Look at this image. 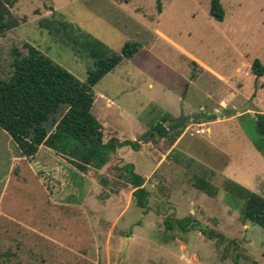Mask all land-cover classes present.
I'll list each match as a JSON object with an SVG mask.
<instances>
[{
    "label": "rangeland",
    "instance_id": "374dc122",
    "mask_svg": "<svg viewBox=\"0 0 264 264\" xmlns=\"http://www.w3.org/2000/svg\"><path fill=\"white\" fill-rule=\"evenodd\" d=\"M210 3L211 0H16L10 9L19 24L0 34V77L10 74L14 49L27 54L25 44L30 43L86 81L88 70L95 65L81 46L88 35L116 52H121L127 42L141 45L135 56L121 62L93 87L92 111L103 123L105 140L115 136V126L121 122L117 119V104L124 107L127 115L138 114L143 123L149 121V127L164 117V124L181 118H173L171 112L178 108L182 111L189 98L178 103L177 99L162 98L147 110L142 109L141 102L144 94L152 95L154 91L148 86L150 81L156 91L164 85L186 97L184 73L191 80L200 76L199 88L203 86L206 91L226 97L232 91L233 102L264 111V75L257 77L251 68L255 59L264 64V0H222L226 11L223 21L210 15ZM44 20L70 22L72 28L68 31L80 44H74L64 32L42 27ZM177 44L221 73L233 75L243 86L241 82L227 86L215 77L208 80L191 61L177 56ZM243 60L250 65L249 71L242 68L236 72ZM118 73L125 80L137 77L134 82L141 93L129 88L128 81ZM103 97L116 99L112 112L104 111ZM232 115L220 118L227 120ZM202 120L187 118L184 129ZM217 125L222 134L214 141L220 150L209 144L206 127L204 138L191 134L195 128L185 133L177 152L202 167L217 170L212 181L219 187V194L211 197L196 189L194 173L200 167L184 159L181 168H170L171 173L157 171L147 179L146 186L152 192L147 209L136 205L132 185L120 175L124 159L116 156L103 169L90 170L85 175L87 181L79 184L69 161L60 157L58 162L45 165L40 158H29L22 154L18 138L0 127V253L14 251L21 243L25 248L24 264H264V227L242 221L244 201L226 192L221 172L228 161L227 151H240L249 143L264 151V135L258 130L253 112L212 128ZM158 138L154 144L165 152L172 136ZM131 150L129 155L122 153L128 163L135 162V170L141 175L149 173L155 162L145 161ZM173 158L169 161L173 162ZM102 175L111 179L116 193L101 185ZM260 189L258 193L264 196V183ZM188 215L217 234L211 237L198 229H166L168 216ZM31 253L41 256L39 261Z\"/></svg>",
    "mask_w": 264,
    "mask_h": 264
},
{
    "label": "trees",
    "instance_id": "16d2710c",
    "mask_svg": "<svg viewBox=\"0 0 264 264\" xmlns=\"http://www.w3.org/2000/svg\"><path fill=\"white\" fill-rule=\"evenodd\" d=\"M15 2L0 0V34L19 24L10 9ZM158 9L161 10L160 1ZM210 15L219 21L225 19L222 0H211ZM41 25L51 31L64 32L74 44H80L74 33L68 31L72 28L70 22L44 20ZM25 45L28 53L23 54L15 48L10 74L0 77V127L18 138L22 154L27 157L40 158L46 165L56 163L62 157L74 166L75 182L82 184L87 181L85 175L90 170H101L107 166L120 147L129 145L139 150L142 142L156 140L158 136L166 137L172 129L177 131L172 141L182 133L186 121L166 126L167 117H164L136 140L121 141L116 136L105 140L103 124L92 111L95 100L93 87L123 59L133 57L141 47L139 42H127L121 52H116L103 41L87 35L81 46L95 60V65L88 70L86 81L80 80L33 44ZM252 69L257 77L264 75V64L259 59L254 60ZM26 113L28 115L24 116ZM204 117L215 119L217 114H205ZM256 119L258 130L264 135V112L257 113ZM120 169V175L126 177L134 189L136 205L147 209L152 192L146 186V178L136 172L133 163H126ZM214 175L213 170L202 167L194 173V187L216 197L220 190L212 181ZM100 183L105 189L114 193L118 191L114 190L111 179L106 175L100 176ZM223 187L228 194L244 201L242 221L264 227L263 195L228 177H224ZM165 225L169 231L178 227L183 232L198 229L211 237L217 234L211 229L207 231V227L192 215L182 218L168 216ZM218 235L224 238L221 233ZM23 252L24 246L18 243L16 250L0 253V264H24ZM36 255L31 253L39 261L41 256Z\"/></svg>",
    "mask_w": 264,
    "mask_h": 264
},
{
    "label": "crops",
    "instance_id": "0c3cea01",
    "mask_svg": "<svg viewBox=\"0 0 264 264\" xmlns=\"http://www.w3.org/2000/svg\"><path fill=\"white\" fill-rule=\"evenodd\" d=\"M177 47L179 48V52H178L177 56L179 58H180V56H183L187 61H191V63H193L194 66H197L201 70V74H203V75L205 74V76L207 75L208 80H210V79L213 80L215 77L227 86H229L228 83L231 84L232 86L234 84L237 85V82H241L240 87L243 86V82L239 81V80L237 81L233 77V75L232 76L231 75H225L224 73H221L219 70L215 69L211 65L205 63L202 59L198 58L196 55L187 51L182 46H179L177 44ZM127 59H130V58H125V59H123V61L127 60ZM194 62H196V63H194ZM245 63H247V62L245 60H243L241 65L236 67L235 71L240 72L242 68H246L249 71L250 65L247 63L248 66H243V64H245ZM251 68H252V65H251ZM141 70H143V69H141ZM252 72H253V69H252ZM119 76H122V75L120 73H118V77ZM182 76L184 77L183 78L184 81H186V83H187V90H188L187 93L188 94L186 97L183 98L181 95H178V94H175V93L169 91L168 88L165 87L164 85H163V88H162V86L158 87L159 89H158V91H156L154 83L152 81H150L148 86L150 89H153L154 91H153L152 95L144 94L145 100H143L141 102L142 109L147 110L149 107L153 106L152 104L154 102L155 103L157 101L160 102L162 98L165 101H167L168 99L169 100L170 99H177V103L180 101L183 102V100L185 101L187 98H189V101H186V105L182 108V111H180V109L178 108L176 111L171 112L172 113L171 116L173 118L181 117L183 119V121H186V119L190 118V117L199 118V120L203 119L202 121H198V122L193 121V122L197 123V124L204 123L206 125V127H208V130L210 132L209 137L211 138L209 140V144L211 146L219 149V150H220V148L217 147L214 139L217 137H221L220 134H222V132H221V130L219 131L218 125L215 128H212V125L221 124V123L226 122V121H231L233 119H236L237 117L242 116L243 113H245V112H253L255 115L257 113H263L264 112V111H258L255 107H246L245 111L237 112V113L233 114L230 118H227V120H225L224 118H220L219 116H217V118H215V119L208 120L204 117L205 114H207V115L208 114H214V113L217 114V112H219L221 110L236 109V108H239L241 106H246V105H244V103H242V102H241L242 104L233 102L231 99L232 91L230 94L228 93V96L229 95L230 96L226 97V96H222L221 94H216V93H211V91H206V89H204L205 87L203 88V86H200V88H199L198 83L202 82V79L200 78V76H197L196 78H194L192 80L188 78L186 73H184ZM120 78H122V80L124 79V81H128V83H126V84L129 88L132 87L134 90L139 91L141 93V91L139 90L138 83L134 82L137 80L136 79L137 77L126 79V80H125L124 76H122ZM140 79L141 78H139V80ZM130 80L133 81V84H132V81L130 82ZM200 85H202V84H200ZM190 87H193L192 91L189 90ZM231 90H232V88H231ZM200 91H202L201 95L199 94ZM156 94H159V95H156ZM235 96L237 97L236 94L234 95V97ZM230 99H231V101H230ZM247 99L248 98H245V100H247ZM103 100L106 103V104H104L106 106V110H104V111L106 113L112 112L111 110H112L113 106H115V104L117 103L116 99H113L111 97H103ZM252 101H253V99H252ZM160 104H157V105H160ZM117 106H118V109L116 112L117 113V119L121 122L118 124V126H115L116 129L114 130V134L121 141L136 140L140 135H142L144 132H146L150 128L149 127V121L143 123L140 119V116H138V114H136L134 116L133 115L129 116L125 112V109L122 105L117 104ZM162 108H164V107H162ZM262 108H264V107H262ZM181 112H182V116L180 115ZM130 118H132V120H129ZM173 118H170V119H173ZM168 126H170V124ZM103 128H104V126H103ZM175 131L176 130H173V129L170 130L169 133L167 134V136H174ZM187 132L188 131H186V128L183 129L182 133L179 136H177V138L175 140H173L171 142V144L168 146V149L165 152H162L161 150H159V148H157V146L154 144V142H156V140L159 139L158 137L156 138V140H153V141H150L147 143H145V142L141 143L140 149L136 150V152L139 153V155L143 158V160L148 161V162L153 160L155 162L154 165L151 167L149 173H147L146 175H143L146 178V184H147V179H149V177H151V175H153L157 171H163V173H171L170 168H174V167L177 169L181 168V165H182L181 163H183L184 159L188 160V162H192V163L196 164L192 158L190 159L187 155H184V157H183L182 153L177 152L178 145H179V143H181L184 134ZM206 133H200L199 135L202 136ZM131 149H133V148L131 146H128V145L120 147L117 150V152L115 153L112 161L115 159L116 156H118V157L124 159L125 163H128V161H129L128 157L123 156L122 153L125 152V153H128V155H129L132 151ZM133 150H135V149H133ZM172 150H175V151H174V153L171 154ZM227 156H228V161L226 163H224L221 167L222 175L224 177H228V178H231L233 180L238 181L239 183H241L244 186L254 190L255 192H260V190H261L260 187H261L262 183H264V151L261 150V148H257L253 143H249L248 145H246L245 147L240 149V151H237L234 153L227 151ZM171 157L172 158L174 157L173 162H171L172 160L169 161L171 159ZM132 163L135 165V162H132ZM196 165L198 167H200V170H201L202 165H200V164H196ZM207 168L214 171V173H215L214 177L218 175L217 170H215L214 168H211L210 166ZM135 169H136V165H135ZM259 181H260L261 185H258ZM177 200L175 199V201L174 200H171V201H174V203L176 201L179 202V198Z\"/></svg>",
    "mask_w": 264,
    "mask_h": 264
},
{
    "label": "water",
    "instance_id": "95a60500",
    "mask_svg": "<svg viewBox=\"0 0 264 264\" xmlns=\"http://www.w3.org/2000/svg\"><path fill=\"white\" fill-rule=\"evenodd\" d=\"M246 110V106H241L239 108H236V109H225V110H221L219 112H217V115L220 117V116H224V115H228V114H235L237 112H242V111H245ZM183 119L182 118H179V119H176V120H168L166 122V126H168L169 124L170 125H175L179 122H182Z\"/></svg>",
    "mask_w": 264,
    "mask_h": 264
},
{
    "label": "built area",
    "instance_id": "2783aa9c",
    "mask_svg": "<svg viewBox=\"0 0 264 264\" xmlns=\"http://www.w3.org/2000/svg\"><path fill=\"white\" fill-rule=\"evenodd\" d=\"M193 128H195V130L191 131L192 135L195 133L200 134V133H206L207 132L206 125L204 123L197 124V123L191 122L186 127V131H190V129H193Z\"/></svg>",
    "mask_w": 264,
    "mask_h": 264
}]
</instances>
